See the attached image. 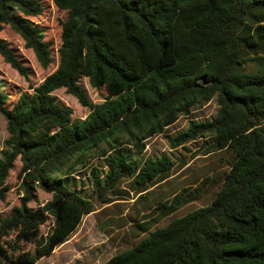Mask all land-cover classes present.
I'll return each mask as SVG.
<instances>
[{
	"label": "trees",
	"instance_id": "1",
	"mask_svg": "<svg viewBox=\"0 0 264 264\" xmlns=\"http://www.w3.org/2000/svg\"><path fill=\"white\" fill-rule=\"evenodd\" d=\"M53 2L70 25L64 66L10 109L0 93L9 134L0 201L18 159L24 191L21 206L0 223V264H35L52 255L95 212L82 183L70 182L92 158H105L106 172L92 169L93 192L103 202L124 181L145 192L169 175L173 163L166 155L141 164L123 147L133 145L141 155L143 141L213 99L217 116L191 122L171 145L205 139L214 145L209 153H233L216 197L105 264H264V0ZM41 14L39 0H0V32L9 25L47 69L52 57L45 31L30 21ZM0 56L27 76L1 39ZM83 76L106 91L102 104L91 105L78 84ZM61 89L90 109L86 119L74 121L57 102L53 93ZM36 189L52 200L34 210L28 206ZM50 217L54 226L43 237ZM22 242L36 243V254H21Z\"/></svg>",
	"mask_w": 264,
	"mask_h": 264
},
{
	"label": "rangeland",
	"instance_id": "2",
	"mask_svg": "<svg viewBox=\"0 0 264 264\" xmlns=\"http://www.w3.org/2000/svg\"><path fill=\"white\" fill-rule=\"evenodd\" d=\"M39 1L42 14L31 18L30 21L44 29V41L49 43L52 63L47 69L42 68L33 50L26 47L24 39L9 25H3L0 39L5 41L27 72L26 77L20 75L0 56V93L8 97L5 105L8 109L17 103L20 97L32 95L48 76L65 64L63 48L70 29L66 14L55 7L53 0ZM78 84L91 105L104 102L107 93L103 88H92L85 76ZM53 96L61 106L72 111L74 121L84 120L90 113L89 108L82 107L65 89L55 91ZM218 110L216 99L194 108L188 116L180 117L177 123L165 129L162 134L143 141L145 151L139 156L133 145L123 147L129 150L131 155L133 153L141 164L147 158L158 159L162 155H166L173 163L169 175L149 184L145 192L137 191L131 180H128L110 193L106 202L98 199L93 192L92 169L95 168L100 173L106 172L105 158H92L87 169L74 173L70 182L78 186L82 183L85 196H89L95 205V212L85 216L76 232L57 247L52 255L38 260L35 264H105L118 253L133 248L149 232L165 227L173 218L183 217L193 210L208 206L220 190L226 172L232 168L233 153L224 150L209 153L214 145H211V140L205 139L173 148L171 139L186 130L191 122L214 119ZM8 138L7 121L0 113V159L6 150L5 142ZM22 167L23 164L18 159L7 178V198L0 201V223L12 216L15 209L22 204ZM51 200V194L36 189L35 200L28 207L36 210ZM163 204L167 207L162 208ZM53 226V218L50 217L41 228V236L47 237ZM36 251V243L22 242L19 252L35 255Z\"/></svg>",
	"mask_w": 264,
	"mask_h": 264
}]
</instances>
